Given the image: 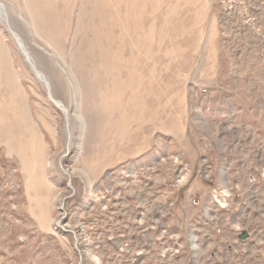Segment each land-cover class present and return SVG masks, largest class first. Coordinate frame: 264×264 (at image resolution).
Wrapping results in <instances>:
<instances>
[{
  "label": "rangeland",
  "instance_id": "1",
  "mask_svg": "<svg viewBox=\"0 0 264 264\" xmlns=\"http://www.w3.org/2000/svg\"><path fill=\"white\" fill-rule=\"evenodd\" d=\"M0 1L68 111L0 18V264H132L149 211L156 254L185 241L174 264H264V156L240 158L264 130V0ZM202 87L242 109L222 161ZM171 202L200 214L197 249L182 214L159 241Z\"/></svg>",
  "mask_w": 264,
  "mask_h": 264
},
{
  "label": "built area",
  "instance_id": "2",
  "mask_svg": "<svg viewBox=\"0 0 264 264\" xmlns=\"http://www.w3.org/2000/svg\"><path fill=\"white\" fill-rule=\"evenodd\" d=\"M193 94L192 96L196 98L199 101V104H201L202 98H206V95L208 94V89L205 87L202 88H192ZM240 143V142H239ZM204 153L200 156L199 158V163L197 164V172L196 176H204V177H210L213 172V165L211 162V159H209V156L207 155V149L204 146L202 148ZM252 178L254 179L255 176L252 175ZM190 204L194 207L199 205V200H197L194 197H189ZM146 209H149V204L147 205ZM181 212L177 213L174 212L173 208V202L170 203V208H168V215L171 216V219L164 223L162 225V228L160 230V235L158 237L159 241L164 243V236H174L170 232V224L177 223V215L182 214V217L186 218L188 220V227L185 225V221L183 220V227L186 230V234H188V241L189 238L192 236V232L190 231L189 227V219H196V216H190L189 213L185 209H179ZM150 213L149 211V220H147L146 225L139 224V230L138 233L135 232L133 236L127 240L126 244L121 246L120 250L125 251L128 250L129 248V243L128 242H135L137 244V247L134 249L132 253V264H174L175 260H180L181 259V244L182 242L185 241H179V246L178 247H168L167 245H164L163 249H161L157 254H156V242H149V226H156L155 225V219L150 221ZM143 223V222H142ZM197 223V221H196ZM200 223H197V230L199 229ZM145 226L141 230V227ZM249 234L248 238H250L251 233L246 230ZM240 235V234H239ZM240 237V236H239ZM214 238V237H212ZM246 238V240L248 239ZM146 244L147 247L144 248L142 244ZM215 243L214 240L210 241V244ZM218 256L215 253L211 254V260L215 257ZM203 258V257H202ZM213 264V262H212Z\"/></svg>",
  "mask_w": 264,
  "mask_h": 264
},
{
  "label": "crops",
  "instance_id": "3",
  "mask_svg": "<svg viewBox=\"0 0 264 264\" xmlns=\"http://www.w3.org/2000/svg\"><path fill=\"white\" fill-rule=\"evenodd\" d=\"M207 102H208V100H207ZM197 104H199V103H196V105ZM217 104H218V106H217ZM217 104L216 105L204 104L206 107L209 106L207 108L208 110L207 109H203V106L204 105L203 104H200V108L199 109L201 111V117L204 119V121L206 119H208V120H211L213 122V124H211V125L215 127L216 133L211 134V136H214L213 137L212 145H213V148L216 150V152L218 154L219 160L222 161L223 160L222 158L227 159L228 157H231L232 155L238 154V152H237L238 151V148H236V146H238V145L236 144L233 147H231V142H229L227 140L233 137V131H232L233 129L232 128L237 125V123H238L237 122V114H239L240 111H242V109L239 112L236 113V111H235L237 109L236 106H233V107L227 106V105L223 106L220 101L217 102ZM252 110L253 109H251V111ZM252 113H254V112H252ZM224 121H225V123L222 124V122H224ZM259 123H260V120H259ZM224 124H227L230 127V128H227V129H230V131L228 130L229 132L226 131L227 129H224L226 131V133H224V131L221 129V127ZM262 124H263V122L261 121V127L258 128L259 129L258 132H260L259 137L256 138V139H254V136H252V139H250V142L248 144L245 143L243 145L244 148H248L250 150V153L244 154L245 156H241L240 157V158L243 159L242 162H248L247 160H256V159H252V158L256 157L255 155H252V153L254 151H257V150H259V154H262L264 156V143H263L264 130H263ZM248 127H249L248 129H252L251 125L248 126ZM253 131L256 132L255 129H252V132ZM220 136H223L224 137L223 140L224 141L226 140V143L227 144H225V145L220 144V140L218 138ZM256 141H260L258 143V145H255V142ZM202 143L204 144V141ZM239 146L242 147V145H240V143H239ZM229 149H232L233 152L232 153L228 152ZM197 212H198L197 209H195L193 213H197ZM197 216H200V214H198ZM193 221L196 222V221H198V219H192V222ZM177 231H179L180 233H182L180 231V229H178ZM190 231H193L192 232V235H194L197 232V225L196 226L195 225H190ZM172 233H174V232H172ZM194 236L196 237V239L198 238V240L201 237V236H198L197 233ZM189 239H190V242H192V236ZM211 239H212V237L210 238V240ZM196 249H197V247H196Z\"/></svg>",
  "mask_w": 264,
  "mask_h": 264
},
{
  "label": "bare ground",
  "instance_id": "4",
  "mask_svg": "<svg viewBox=\"0 0 264 264\" xmlns=\"http://www.w3.org/2000/svg\"><path fill=\"white\" fill-rule=\"evenodd\" d=\"M0 18L3 19L5 22L7 20V22L9 23L10 27H11V31L12 33H14L15 35L18 36L19 39L15 38V40L17 41V43L19 42L18 46L19 48L21 49L22 53L24 54V57L25 59H28L31 61V66L32 68L35 69L36 73H37V78L45 85V87L47 88L48 91L51 92V96H52V99L57 103L56 105L59 106L61 109H63L64 114L66 116H68V111H67V108L63 105L62 102H60L59 100L55 99L53 94H52V89H51V84L46 76V74L38 67L35 59L33 58L30 50L28 49V47L26 46L25 44V41L23 40V38L21 37V35L16 32L13 28H12V24H10V17H9V14L7 12V7L0 1ZM7 24V23H6ZM13 36V35H12ZM27 58H26V56ZM27 61V60H26ZM33 69V70H34ZM34 72V71H33ZM66 125H67V131L69 132V122H68V119L66 121ZM68 138H69V134H68ZM64 172L66 173V171L64 170ZM193 228V227H192ZM171 229V228H170ZM196 230V229H195ZM76 233V232H75ZM194 234V233H193ZM77 235V234H76ZM196 235V234H195ZM78 236H79V233H78ZM194 236V235H193ZM76 237V236H75ZM174 237V236H173ZM176 237H177V234H176ZM171 240V239H170ZM197 240H193V237H192V247H197ZM183 243V242H182ZM78 244H79V241L76 240V246L78 248ZM79 249V248H78ZM80 250V249H79ZM81 253V252H80ZM81 258H82V255H81Z\"/></svg>",
  "mask_w": 264,
  "mask_h": 264
},
{
  "label": "water",
  "instance_id": "5",
  "mask_svg": "<svg viewBox=\"0 0 264 264\" xmlns=\"http://www.w3.org/2000/svg\"><path fill=\"white\" fill-rule=\"evenodd\" d=\"M6 23H7V25L9 26V28H10V31H11V27H10V25H9V23L7 22V20H6ZM11 33H12V31H11ZM13 34V36L15 37V38H17V39H19L18 38V36L17 35H15L14 33H12ZM18 44H19V42H18ZM20 45V44H19ZM26 56V55H25ZM26 58H27V56H26ZM27 60V62H28V64L31 66V61L29 60V58L28 59H26ZM32 68V67H31ZM34 68H32V70H33ZM34 71V73L37 75V73H36V71H35V69L33 70ZM49 92V96L51 97V99H52V96H51V92L50 91H48ZM55 102V101H54ZM56 103V102H55ZM57 104V103H56ZM59 107V106H58ZM60 108V107H59ZM61 109V108H60ZM62 111H63V109H61ZM63 112H65V111H63ZM70 141V134H69V138H68V142ZM68 174V173H67ZM69 176H70V174H68ZM69 185H71V183L69 182ZM248 236H249V234H248V232L246 231V230H243L242 231V233L240 234V238L241 239H246V238H248Z\"/></svg>",
  "mask_w": 264,
  "mask_h": 264
}]
</instances>
